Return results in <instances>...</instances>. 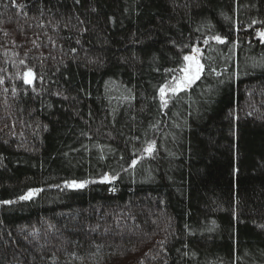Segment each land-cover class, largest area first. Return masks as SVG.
<instances>
[{
  "label": "trees",
  "instance_id": "1",
  "mask_svg": "<svg viewBox=\"0 0 264 264\" xmlns=\"http://www.w3.org/2000/svg\"><path fill=\"white\" fill-rule=\"evenodd\" d=\"M263 30L264 0H0V264H264Z\"/></svg>",
  "mask_w": 264,
  "mask_h": 264
},
{
  "label": "snow or ice",
  "instance_id": "2",
  "mask_svg": "<svg viewBox=\"0 0 264 264\" xmlns=\"http://www.w3.org/2000/svg\"><path fill=\"white\" fill-rule=\"evenodd\" d=\"M259 35H260L261 40L264 41V33H260ZM214 39H216L220 43H224V41L219 36L214 37ZM194 51H198V50H194ZM184 60L188 61L189 64L180 69V71L182 73H184V75L182 77L175 78V79H177L176 86L169 89V91L173 95L177 94L181 90H185L186 88H188L192 84H194L197 80L200 79L201 73L203 72V65L200 64L199 61L196 60L195 57L185 56ZM26 82H30V81H26ZM166 88H167V86H165V88H161L159 90L161 103L165 107L167 106V103H168V100L165 98L166 97ZM154 150L155 149H154L153 144H149L147 146V148L145 149V151L147 153H149L150 155ZM136 163H137V161L133 160L132 166L134 167L136 165ZM104 179L108 180L109 177L105 176ZM87 183H88V181H82V182L70 181V182L66 183V187H71L74 189H81V188L85 187ZM113 191H114V189H113ZM33 194L34 193L32 191H30L25 196L20 197V199H22V200L30 199L33 196ZM5 203H9V202H5Z\"/></svg>",
  "mask_w": 264,
  "mask_h": 264
},
{
  "label": "rangeland",
  "instance_id": "3",
  "mask_svg": "<svg viewBox=\"0 0 264 264\" xmlns=\"http://www.w3.org/2000/svg\"><path fill=\"white\" fill-rule=\"evenodd\" d=\"M260 33H264V30L263 31H259L257 34H256V38L260 41V42H264L261 40L260 38ZM195 49L191 50V52L189 54H187L186 56H193L196 58V60L199 61L200 63V60H199V51H194ZM189 64L188 61H185L184 60V64H183V67L187 66ZM182 67V68H183ZM184 75V73H182L180 70L175 74V76L171 79L170 83L167 85V88H166V95H170L171 92L169 91V89L173 88L176 86L177 84V79L175 78H179V77H182Z\"/></svg>",
  "mask_w": 264,
  "mask_h": 264
}]
</instances>
